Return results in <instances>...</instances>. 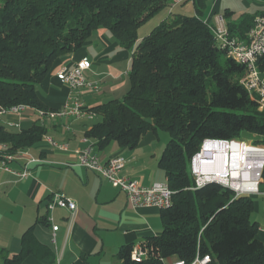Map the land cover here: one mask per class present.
I'll list each match as a JSON object with an SVG mask.
<instances>
[{
  "label": "trees",
  "instance_id": "16d2710c",
  "mask_svg": "<svg viewBox=\"0 0 264 264\" xmlns=\"http://www.w3.org/2000/svg\"><path fill=\"white\" fill-rule=\"evenodd\" d=\"M192 1L196 15L169 13L149 35L139 30L174 0H0V109L18 106L48 112L38 85L62 56L83 48L92 34L108 29L132 50L130 90L90 111L100 117L86 138L99 149L115 142L133 150L149 131H165L170 140L159 166L173 191L172 206L161 211L163 229L140 246L145 259H132L135 244L123 246L122 264H191L199 252L211 264H264V244L252 221L254 200L209 183L196 188L191 162L206 140L257 137L264 145V111L241 85L247 67L218 49L203 20L208 0ZM255 18L229 27L246 39ZM264 72V57L258 63ZM47 133L39 123L27 132L0 123V159L25 152ZM264 181V171L262 174ZM28 231L18 255L2 264H23L33 252Z\"/></svg>",
  "mask_w": 264,
  "mask_h": 264
},
{
  "label": "crops",
  "instance_id": "0c3cea01",
  "mask_svg": "<svg viewBox=\"0 0 264 264\" xmlns=\"http://www.w3.org/2000/svg\"><path fill=\"white\" fill-rule=\"evenodd\" d=\"M174 2L169 13L182 8L185 14H178L196 15L192 1ZM262 14L264 0H208L203 20L208 26H214L219 17H224L228 27H233L247 16L256 18ZM143 38L139 35L140 40ZM83 59L92 64L86 78L93 85L82 95L89 112L85 117L49 119L29 107L21 113L0 117V123L12 131L27 132L36 122L47 130L39 144L25 151L28 155H19L9 164L12 171L21 172L29 157L39 160L28 166L27 178L0 171V264L22 252L28 231L33 237L34 249L23 264H122L117 254L123 246L138 247L147 238L162 232L160 209L132 207L127 196L107 180L77 166L75 151L92 144L94 154L102 161L115 157L126 160L121 177L145 187L167 182L166 173L159 166L165 150L159 144V131L146 133L133 150L121 148L115 142L104 149H99L93 140L84 142L87 132L100 120L90 110L110 100H121L130 90L132 50L124 48L108 29L100 28L82 49L54 62L38 85V97L48 111L64 109L72 91L58 79V74L64 69L72 70ZM48 138L68 145L69 151L52 148ZM259 191L257 196L264 198L263 180ZM56 193L76 203L74 214L62 209L48 210V201ZM259 208L254 200V211ZM53 225L59 226L56 243L52 241ZM257 238L264 244V227H259Z\"/></svg>",
  "mask_w": 264,
  "mask_h": 264
},
{
  "label": "built area",
  "instance_id": "2783aa9c",
  "mask_svg": "<svg viewBox=\"0 0 264 264\" xmlns=\"http://www.w3.org/2000/svg\"><path fill=\"white\" fill-rule=\"evenodd\" d=\"M212 31L217 47L225 52L227 57L247 67V75L241 80V85L248 93L250 99L258 104V109L264 111V72L259 69L258 63L264 57V14L255 18L253 27L247 34L246 39L232 36L224 17H219L214 26H209ZM91 62L83 59L75 65L72 70L64 69L58 74V79L67 84L72 91V96L68 105L60 111H39L41 116L49 119L55 118H75L81 119L89 112L86 110L82 95L93 85L88 82L86 72L91 69ZM26 107L18 106L10 110L0 109V117L8 113L18 114ZM89 143L88 139L84 140ZM49 145L61 152H68V145L56 142L48 138ZM207 145L214 148L209 156H204ZM216 147V148H215ZM221 147V150L217 148ZM77 156V166L98 174L107 180L114 188L123 192L132 207H156L165 210L172 206L173 191L166 183H156L150 187H145L139 182L120 174L126 167V160L123 157H115L107 161H102L94 154L93 145L89 144L83 149L75 151ZM19 155H28L19 152L14 156H5L0 159V171L14 172L19 178L25 179L30 174L28 166L31 163H39L32 157L28 158L23 166V171L15 172L9 168V164L16 160ZM264 171V145L247 144L240 140H206L201 151L194 156L191 162V175L194 178L196 188H201L209 183H218L231 189L236 197L257 196L262 182ZM236 174V177L233 175ZM49 211L55 209L67 210L75 213L77 205L66 196L56 193L48 201ZM53 243H56V233L59 226L53 225ZM147 253L141 246L132 252V259L141 262ZM212 258L209 255L202 256L199 252L191 264H211ZM168 264H185L184 262H170Z\"/></svg>",
  "mask_w": 264,
  "mask_h": 264
},
{
  "label": "rangeland",
  "instance_id": "374dc122",
  "mask_svg": "<svg viewBox=\"0 0 264 264\" xmlns=\"http://www.w3.org/2000/svg\"><path fill=\"white\" fill-rule=\"evenodd\" d=\"M182 8H177L175 10V14L178 13H184L185 10L182 11ZM169 15L168 9H163L160 11L155 17H153L151 20H149L145 25H143L139 30V35L142 37H145L149 35V33L157 27L162 21H164L167 16ZM260 112H263L259 110ZM159 135L161 137V143H159L163 149H166L168 142L170 140V135L165 131H159ZM240 141H244L247 144H255L257 145V137L252 135H246L243 138L240 139ZM255 202L260 206L259 211H253L251 215L252 221H256L259 223V227H264V198L259 196H253ZM172 261V260H171Z\"/></svg>",
  "mask_w": 264,
  "mask_h": 264
},
{
  "label": "bare ground",
  "instance_id": "6f19581e",
  "mask_svg": "<svg viewBox=\"0 0 264 264\" xmlns=\"http://www.w3.org/2000/svg\"><path fill=\"white\" fill-rule=\"evenodd\" d=\"M212 145H207L206 146V150L204 151V156H209L210 155V151L214 148H211ZM216 148V147H215ZM218 150H221V147L217 148ZM234 177H236V174L233 175Z\"/></svg>",
  "mask_w": 264,
  "mask_h": 264
}]
</instances>
